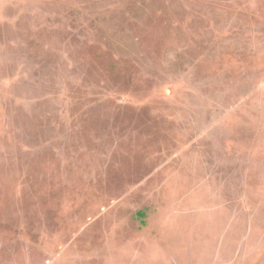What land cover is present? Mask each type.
I'll return each instance as SVG.
<instances>
[{
  "label": "rangeland",
  "instance_id": "374dc122",
  "mask_svg": "<svg viewBox=\"0 0 264 264\" xmlns=\"http://www.w3.org/2000/svg\"><path fill=\"white\" fill-rule=\"evenodd\" d=\"M0 264H264V0H0Z\"/></svg>",
  "mask_w": 264,
  "mask_h": 264
}]
</instances>
